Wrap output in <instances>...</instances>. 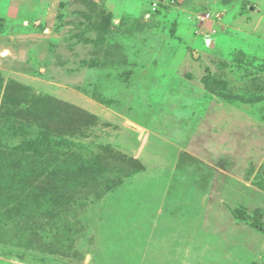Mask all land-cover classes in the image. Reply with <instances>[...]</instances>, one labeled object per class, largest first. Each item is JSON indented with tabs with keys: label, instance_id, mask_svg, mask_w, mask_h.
<instances>
[{
	"label": "rangeland",
	"instance_id": "rangeland-1",
	"mask_svg": "<svg viewBox=\"0 0 264 264\" xmlns=\"http://www.w3.org/2000/svg\"><path fill=\"white\" fill-rule=\"evenodd\" d=\"M1 82L0 264H264V0H0Z\"/></svg>",
	"mask_w": 264,
	"mask_h": 264
},
{
	"label": "trees",
	"instance_id": "trees-1",
	"mask_svg": "<svg viewBox=\"0 0 264 264\" xmlns=\"http://www.w3.org/2000/svg\"><path fill=\"white\" fill-rule=\"evenodd\" d=\"M2 84H3V83L1 82V83H0V92H1ZM2 119H3V118H2V116L0 115V126H1V122H2L1 120H2ZM7 129L9 130L8 132H9L10 134H11L12 132H14V133H21V132H20L21 130H18V129L16 130V129L13 128V127H10V128H7ZM2 132H3V131H2V128H0V138H1V136H2ZM7 134H8V133H7ZM51 143H52V142H50L49 140H46V141H45V144H42V141L40 140L39 143H38V146H39L40 144H41L40 146H43V147L46 146V147H47L46 150L48 149V152H51V151H53V150H52V147H50V146H51ZM32 147H33V149L37 147V142H36V141L32 142V144H31V148H32ZM2 157H3V156H2ZM4 159H5V158H4ZM0 160L3 161V158L0 159ZM6 161H7V159H6ZM22 163H23V162H22ZM23 165H24V163L22 164V166H23ZM22 166L18 169V170L21 171V172L26 173V172L30 171V169H31V167L24 168V166H23V167H22Z\"/></svg>",
	"mask_w": 264,
	"mask_h": 264
}]
</instances>
